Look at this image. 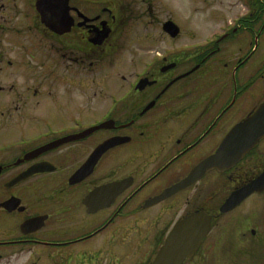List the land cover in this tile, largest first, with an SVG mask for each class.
Listing matches in <instances>:
<instances>
[{"label":"flooded vegetation","instance_id":"flooded-vegetation-1","mask_svg":"<svg viewBox=\"0 0 264 264\" xmlns=\"http://www.w3.org/2000/svg\"><path fill=\"white\" fill-rule=\"evenodd\" d=\"M40 1L0 0V264H153L197 213L184 264H264V137L174 189L264 101V0L180 49L128 47L147 14L120 0ZM119 61L121 93L82 81Z\"/></svg>","mask_w":264,"mask_h":264},{"label":"rangeland","instance_id":"rangeland-1","mask_svg":"<svg viewBox=\"0 0 264 264\" xmlns=\"http://www.w3.org/2000/svg\"><path fill=\"white\" fill-rule=\"evenodd\" d=\"M104 0L103 4H108ZM153 1L152 11L149 10L150 5H142L143 2L137 3L136 0H120V3L123 5H129L130 9H133L136 12L143 11L147 14V17H144L143 21H137L130 24L129 34H127V40L129 42L128 47L135 46H146V45H160L162 49L165 47L176 46L178 49L184 46H193L203 40L206 32L211 31L214 26V21L217 20L221 13H232L234 4H238L236 0H151ZM133 3V4H132ZM232 6V7H231ZM228 9V11L226 10ZM232 9V11H231ZM156 10V11H155ZM226 10V11H225ZM153 12V15L152 13ZM131 19L135 15L129 13ZM213 18V20H212ZM172 19L180 27V32L176 36H171L165 34L162 30V23L164 20ZM154 20L156 23L151 22ZM161 23V25H160ZM160 25V27H159ZM159 31V32H158ZM148 34H153V38H148ZM174 37V39H173ZM138 55L136 56V58ZM126 59V58H125ZM122 62L127 68L132 66L134 62L132 56ZM136 61V60H135ZM121 61L115 62V69H110V67L100 68L95 71L91 76L90 74L83 73L82 81L87 83H93L94 87L99 82L98 87L95 89L99 94L103 95V98L107 99L109 92L107 91L109 86L111 90L121 93L123 88L122 82L120 81V76L122 74ZM113 67V68H114ZM94 80H97L96 84ZM102 83V85H101ZM63 95V93H62ZM58 97V101L64 100L63 96ZM51 100L57 101L56 98H50ZM55 110V109H52ZM57 111V110H55ZM64 111L69 112L71 115L81 114V110L77 106L66 107ZM49 114V111H47ZM90 116L89 118H92ZM0 138H3V135H0ZM2 191H0L1 193ZM4 233L0 231V234ZM187 264H205L202 257H197ZM223 264V263H221Z\"/></svg>","mask_w":264,"mask_h":264},{"label":"water","instance_id":"water-1","mask_svg":"<svg viewBox=\"0 0 264 264\" xmlns=\"http://www.w3.org/2000/svg\"><path fill=\"white\" fill-rule=\"evenodd\" d=\"M44 1H40V8ZM163 28L171 36H176L180 32L179 25L173 20H168ZM263 137L264 101L252 114L234 126L217 151L198 163L190 171L189 176L178 183L174 189L194 183L209 169L218 168L219 170H224L233 166ZM104 148L105 146H102L99 149L100 152ZM209 227V222L202 213L193 214L184 221L179 222L177 229L174 230L161 248L153 264H183L187 258H191L198 251Z\"/></svg>","mask_w":264,"mask_h":264}]
</instances>
